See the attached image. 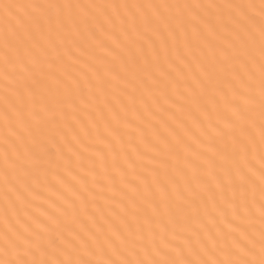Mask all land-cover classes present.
<instances>
[{
  "label": "snow or ice",
  "instance_id": "1",
  "mask_svg": "<svg viewBox=\"0 0 264 264\" xmlns=\"http://www.w3.org/2000/svg\"><path fill=\"white\" fill-rule=\"evenodd\" d=\"M0 264H264V0H0Z\"/></svg>",
  "mask_w": 264,
  "mask_h": 264
}]
</instances>
